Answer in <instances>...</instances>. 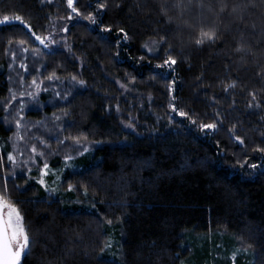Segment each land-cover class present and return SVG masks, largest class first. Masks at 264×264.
Returning a JSON list of instances; mask_svg holds the SVG:
<instances>
[{"label": "trees", "instance_id": "16d2710c", "mask_svg": "<svg viewBox=\"0 0 264 264\" xmlns=\"http://www.w3.org/2000/svg\"><path fill=\"white\" fill-rule=\"evenodd\" d=\"M99 2L106 8L92 26L59 22L44 0H0L1 19L20 15L41 38L68 26L71 59L44 52L42 76L78 83L57 82V99L42 94L38 103L51 106L22 108L10 94L32 77L19 79L12 49L44 47L18 22L0 27V194L7 181L28 229L21 264H264V168L250 167L264 163L256 151L264 148V0H183L181 8L172 7L177 0ZM77 8L87 17L98 3L78 0ZM212 29L214 43L195 44ZM169 55L176 64L157 68ZM172 96L195 113V125L169 122ZM217 118L214 134L199 130ZM21 120L53 146L48 190L38 169L13 176L7 168L8 124ZM42 127L63 132L46 140ZM57 137L92 147L68 153Z\"/></svg>", "mask_w": 264, "mask_h": 264}, {"label": "snow or ice", "instance_id": "6c2138e0", "mask_svg": "<svg viewBox=\"0 0 264 264\" xmlns=\"http://www.w3.org/2000/svg\"><path fill=\"white\" fill-rule=\"evenodd\" d=\"M67 2V8L71 10L68 20L71 21L74 18H80L82 13L81 11L75 6L76 3H78V0H66ZM190 2V0H189ZM98 3V8L95 13H89L87 17H84V19H87L92 26H95L98 23L97 16L100 15V13L106 8V4L100 3L99 0H97ZM183 6V0H177L175 4L172 5V7L175 8H181ZM168 10V5L165 3L164 5L161 6V11L162 12H167ZM221 12L224 11V8L222 7L220 9ZM235 11V9H233ZM74 14V16L72 15ZM19 23V25H22L24 28L28 30V32L32 33L33 36H35V39L40 42L41 45L44 46L45 49H50V43H46L47 38H41L40 36L35 35L33 32L31 26L22 19L20 15H16L14 18H10L9 16L5 15L2 20H0V26L4 25H12L14 23ZM65 31H68V26L65 25L64 27ZM103 32H111V28H103ZM120 33L123 34L124 40H127V33L124 32L123 29H120ZM217 39L216 31L215 29L209 30V31H204L201 30L199 33L198 38L195 40L196 45H202L205 42H215ZM163 40V37L161 38ZM55 42H51V44H54ZM118 45L121 43V41L118 40ZM70 51V49H69ZM236 52H243L244 49L240 46H238L235 49ZM147 55L152 58L155 57V53L152 51L151 48H148L147 50ZM143 59V56L141 57ZM176 64V60L172 56H168L167 59L164 60L163 64L156 65L157 68L160 67H165L167 66L168 68H171L173 65ZM22 67H25V70H27V67L25 65H21ZM158 75V73L154 74ZM55 74L50 75L48 77L49 80H52L54 78ZM73 80L76 79L75 76L72 77ZM84 81H79L80 85H84ZM33 86L36 88H39L40 86L36 83L35 80L32 82ZM121 87H124V85H121ZM235 87V81L232 83H229L228 85L225 86L224 91L227 92L229 89ZM11 91V90H10ZM173 92V88L170 86L169 87V93L171 94ZM23 95V93H21ZM29 95H34V94H29ZM59 95V94H58ZM252 95L253 100L256 99V96L254 93H250ZM12 98L15 99V94L13 93ZM64 99H67L64 97ZM10 103V102H9ZM253 105L249 104V108H251ZM23 108V105H21ZM256 107H259V104L256 105ZM169 122L170 123H182L183 119H187L190 122L191 125H195L197 123V118L195 117L194 112L190 111H185L177 107L175 103V96H172V102L169 103ZM5 111H7V107L5 108ZM180 117L181 120L177 121L175 118ZM221 124V121L219 118H217L214 122L212 123H200L199 124V130L203 132L205 135H208L209 132L215 133V131L218 128V125ZM17 128H20V123L19 121L16 124ZM127 127L131 128L132 125L129 124ZM231 131V130H230ZM19 138V137H18ZM57 139H59L57 137ZM235 140L238 142L239 145L244 144V140L239 137L235 136ZM79 143V141H76ZM40 143L44 145V147H47L48 145L45 144L43 140H40ZM59 143L63 145L65 143L64 140H59ZM87 151V149H85ZM256 151L264 153V148H256ZM31 152L34 154V157H43L44 153L40 152L37 150L36 145H33L31 147ZM72 158L66 157L65 163L66 165L68 164V161H70ZM262 160H264V156L261 157ZM7 160L9 162L15 163V158L14 156L9 153L7 156ZM32 163H36V160L33 159ZM247 161H245V164ZM3 162L0 161V167H3ZM242 167L244 165H241ZM49 165L45 162L43 164V168L40 170L41 171V179L38 181V183L45 187V190L47 189V185L45 184V181L43 177L47 175V169ZM251 168L257 169V168H264V163L257 165V164H251ZM30 171V169H29ZM71 189V186H70ZM52 191H55L53 189ZM31 244V239L28 234V229L26 228V225L24 223V217L21 214L19 208L16 206V204L12 201H10L7 198V181L5 182V188L4 192L0 194V264H21L22 259L26 257L27 252L30 248Z\"/></svg>", "mask_w": 264, "mask_h": 264}, {"label": "rangeland", "instance_id": "374dc122", "mask_svg": "<svg viewBox=\"0 0 264 264\" xmlns=\"http://www.w3.org/2000/svg\"><path fill=\"white\" fill-rule=\"evenodd\" d=\"M45 2H47V4H51L54 7V12L56 15V20H58L59 22L62 23L61 19H68V16L71 12L70 9L67 8V2L66 0H44ZM75 6H78V3L75 4ZM66 19V21H68ZM78 21L81 22H86L87 20L84 19V17H80V18H76ZM0 20H2L0 18ZM76 20V21H77ZM65 24V23H63ZM66 25V24H65ZM65 27V26H64ZM64 27H61L58 30H53V33L50 35H47V39H46V43H50V49H45L42 51H40L39 49H22L23 47L19 48V46H14L15 49H12L13 52V60L16 63V66L19 67V70H21V74L19 76V79H21L22 77H27L28 75L31 76L32 78L30 79V81L28 82H22L21 80H19L18 85L20 86L19 91L16 90H12V92L15 94V100L17 101L18 104H21L25 107V108H30L33 107L35 104H38L39 107L42 106L44 107L45 105H49L51 106L52 104L49 102H39V99L41 97L42 94H45V92H51L52 96H54L56 98L57 96V91H59L58 89L55 90V88L52 89V87L56 86L57 87V82L58 86H62L63 83L65 82L68 84H72L75 85L78 84L76 79L73 80L72 78L70 79H66L64 81H60V80H55L54 78L52 80H46L44 81V78L42 76L43 73V68L44 65L41 66V57L42 55H44V52H46V54L49 56L51 53H55L58 52L60 55H67L68 59H71V43L69 38L67 37L68 35V31L64 30ZM45 38V37H43ZM55 42L54 44H51V42ZM22 49V50H21ZM70 49V51H69ZM57 54V53H56ZM19 57L22 59H25V63H27L28 68H30L29 70H24L21 65H24L22 63H19ZM74 58V56L72 57ZM28 62H27V61ZM12 66H14V63L12 61ZM33 66V69H32ZM33 80L36 81V83L40 86L39 88H36L35 86H33L32 82ZM55 82V84L51 83ZM96 82V81H95ZM76 83V84H75ZM51 85V86H50ZM14 89V88H13ZM82 89H85L82 88ZM23 93V95H21V93ZM12 93V95H13ZM34 94V95H29V94ZM12 95L10 94V96L12 97ZM56 95V96H55ZM57 99V98H56ZM12 100H14L12 98ZM16 103V102H15ZM16 110H13V113ZM18 116V115H16ZM78 117H80V119H82V114L80 113L78 115ZM45 122H51V121H55L52 117L44 120ZM20 128L18 129L16 124L14 122H9V127L13 128V133L11 136V151L10 153L14 156L15 158V163L9 162L8 160L6 161V165L7 168L9 169L10 172H12L11 175H15L16 173H25L28 169H33L36 168L38 169V174H39V179L38 181L41 179V169L43 168V164L46 162L48 164L50 157V154H52L50 151L51 146H47L44 147L43 144L40 143V140L38 137H32L31 136V132L35 129L34 127H29L28 124H26L24 122V120H21L20 122ZM49 126H51V124L49 123ZM45 128V129H44ZM47 127H42L41 131L39 132L40 134H43L42 137L45 138L46 140H48V136H52V135H57L60 134L61 132H63L62 129L60 128H53V130H51L52 128H50V131L48 130V132L46 131ZM19 137V138H18ZM54 138V137H53ZM76 138V137H75ZM50 140L52 142H54V140L52 139V137H50ZM56 140V139H55ZM59 140V139H58ZM65 143L63 145L60 144V148L63 149V151L65 152H78L80 150H85V149H89L92 146H89L88 148V144L84 143L82 144L81 142L77 143L76 140H64ZM33 145H36L37 150L40 152H43L44 155L43 157H34V154L31 152V147ZM38 145V146H37ZM53 147V146H52ZM60 148L57 146V150H60ZM8 156V155H7ZM35 159L36 163H32V160ZM50 168L48 167L47 169V175H45L43 177L45 184L47 185V178L50 177L49 182L51 183V181H53V177H52V173L51 171H49ZM41 186V185H40ZM42 188L45 189V187L41 186Z\"/></svg>", "mask_w": 264, "mask_h": 264}, {"label": "water", "instance_id": "95a60500", "mask_svg": "<svg viewBox=\"0 0 264 264\" xmlns=\"http://www.w3.org/2000/svg\"><path fill=\"white\" fill-rule=\"evenodd\" d=\"M16 23L12 24V25H15ZM12 25H4V26H0V27H7V26H12ZM35 42L40 45L41 47H44L43 45L40 44L39 41H37L35 38H34Z\"/></svg>", "mask_w": 264, "mask_h": 264}]
</instances>
